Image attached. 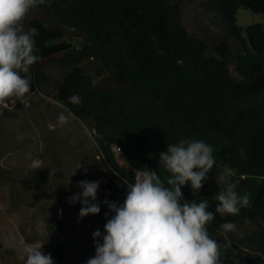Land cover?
I'll list each match as a JSON object with an SVG mask.
<instances>
[{"label":"trees","instance_id":"trees-1","mask_svg":"<svg viewBox=\"0 0 264 264\" xmlns=\"http://www.w3.org/2000/svg\"><path fill=\"white\" fill-rule=\"evenodd\" d=\"M215 3L227 34L242 46L236 54L226 40L213 45L218 56L209 54L182 26L174 0H48L25 20L26 29L38 30L42 59L20 74L30 72L32 84L44 87L49 80L44 64L56 58L63 67L57 100L95 129L109 171L122 183L134 182L135 171L143 168L163 179L159 154L168 144L183 139L211 144L216 164L200 192L193 193L190 184L182 188L183 199H207L215 213L222 189L218 177L230 171L239 181L237 191L251 193V206L237 216L216 213L209 235L221 245L226 238L232 242L223 264H264V18L243 27L237 17L240 9L264 15V0ZM65 28L85 36L80 47L63 40ZM231 58L239 79L230 73ZM96 59L107 72L95 83L86 70ZM114 147L128 169L119 165ZM244 219L256 226L247 236L251 259L245 246L220 229ZM65 251L59 244L46 254L55 264H68Z\"/></svg>","mask_w":264,"mask_h":264},{"label":"rangeland","instance_id":"rangeland-1","mask_svg":"<svg viewBox=\"0 0 264 264\" xmlns=\"http://www.w3.org/2000/svg\"><path fill=\"white\" fill-rule=\"evenodd\" d=\"M174 1L179 4L182 26L206 45L209 54L219 55L213 45L222 40H226L234 54L241 51L240 42L227 34L226 21L215 0ZM35 14L50 25L41 12ZM237 17L245 27L264 15L240 9ZM63 40L80 47L85 36L65 28ZM90 65L86 74L96 83L107 71L99 59ZM228 67L231 75L239 79L234 58L229 60ZM43 70L49 79L44 87L33 85L32 75L26 71L31 92L12 98L7 108L0 104V264H25L27 247L43 245L46 254L59 244L65 245L68 264H87L95 255L93 233L99 230L103 235L107 218L112 215L104 201L121 205L127 189L109 171L95 129L57 100L56 85L63 67L52 58ZM61 114L68 121L63 125L58 124ZM114 151L119 165L128 169L117 147ZM82 180L100 181V212L81 219V204H69L68 199L80 192L77 185ZM235 225L237 231L225 235L245 246L246 257L251 259L253 253L246 248L247 236L256 226L249 219ZM97 239L102 242V236Z\"/></svg>","mask_w":264,"mask_h":264},{"label":"clouds","instance_id":"clouds-1","mask_svg":"<svg viewBox=\"0 0 264 264\" xmlns=\"http://www.w3.org/2000/svg\"><path fill=\"white\" fill-rule=\"evenodd\" d=\"M48 0H0V104L9 107L12 98H22L31 92V82L21 71L41 61L35 37L38 30L25 28L28 14ZM65 115L58 124L67 123ZM119 150V149H118ZM216 164L214 148L203 140L183 139L168 144L159 154V168L167 175L162 179L156 170H136L134 182L123 179L126 196L121 205L105 200L112 213L104 226L93 233L95 255L87 264H223L222 255L232 247L231 240L223 245L208 232V225L218 213L237 216L242 208L251 206V193L237 191L238 180L230 171L220 173L222 189L216 194L215 213L202 199L186 201L182 188L188 184L193 193L204 187ZM100 181L82 180L80 189L68 199L80 203L79 217L98 215L97 191ZM107 216V214H106ZM223 233H235V223L220 225ZM102 236V242L97 238ZM43 245L25 249V264H55ZM234 264H239L234 261Z\"/></svg>","mask_w":264,"mask_h":264}]
</instances>
